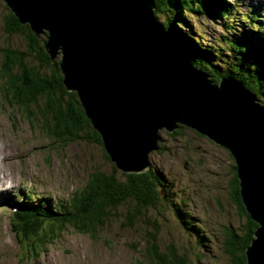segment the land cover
Segmentation results:
<instances>
[{
  "label": "rangeland",
  "instance_id": "1",
  "mask_svg": "<svg viewBox=\"0 0 264 264\" xmlns=\"http://www.w3.org/2000/svg\"><path fill=\"white\" fill-rule=\"evenodd\" d=\"M227 1L234 6L232 12L236 19L255 13L260 17L264 15V0ZM155 6L154 16L169 34L166 27L169 13H164V8L157 6L156 1ZM9 11L5 2L0 0V72L4 63L2 49L9 45L21 51L27 49L23 36L6 32L5 18ZM238 21L242 24L241 19ZM187 22L189 28L177 26L201 49L213 47L214 44L217 49H227L226 38L241 44L246 41L244 35H249L246 32H242L241 36L230 34L220 21H212L203 14L188 15ZM257 23L258 20L253 22L255 25ZM244 24H249V21ZM195 34L202 37V45L195 39ZM173 44L181 59L197 70L208 73L209 79L220 81V78L230 76L225 74L215 78L207 70L197 68ZM185 46H189L188 49L195 47L191 43ZM224 64L220 63L222 71L230 68ZM243 86L255 94L245 84ZM258 101L264 106L262 97H258ZM22 114L20 108L7 106L0 95V264H151L146 256L148 250L145 241L154 234L159 250L173 249L184 257L187 264H235L237 258L244 256V249L247 248L243 249L244 241L249 236L251 240L255 238L252 234L257 228L253 225L257 226L258 223L254 221L251 225L248 214L243 213L232 198L233 166L236 168V162L229 150L190 127L178 124L173 131L168 132L165 128L159 130V149L150 152V165L144 171L152 168L162 181L159 190L164 199L160 204L154 209L141 208L136 211L134 203L129 201L110 211L104 228L95 235L68 228L60 240L47 248V252L28 255L26 240L14 232L10 221L21 198H24L22 205L27 211L31 201L39 200L34 198L35 194L50 196L54 204L68 201L85 188L93 172H110L114 163L106 158L102 140V145L86 141L64 145L42 131L43 121L40 126L37 123L32 125ZM236 176L238 179L237 173ZM15 195L19 201L13 200ZM172 202L185 213L176 214ZM36 203H31L33 207L30 205L29 209L33 216L34 208L42 207ZM19 214L17 207L14 216L19 217ZM251 228L254 231L251 232ZM230 242L236 246H230Z\"/></svg>",
  "mask_w": 264,
  "mask_h": 264
},
{
  "label": "water",
  "instance_id": "2",
  "mask_svg": "<svg viewBox=\"0 0 264 264\" xmlns=\"http://www.w3.org/2000/svg\"><path fill=\"white\" fill-rule=\"evenodd\" d=\"M21 24L61 56L75 91L115 167L142 173L158 132L184 124L229 150L242 205L259 227L246 264H264V106L233 77L208 81L181 59L154 16V0H3Z\"/></svg>",
  "mask_w": 264,
  "mask_h": 264
},
{
  "label": "trees",
  "instance_id": "3",
  "mask_svg": "<svg viewBox=\"0 0 264 264\" xmlns=\"http://www.w3.org/2000/svg\"><path fill=\"white\" fill-rule=\"evenodd\" d=\"M155 1L157 6L164 8V13H169L166 27L171 39L178 46L180 54H184L197 68L207 70L206 72L214 75L215 78L230 74L258 97L264 99V22L253 24L256 13L238 18L242 21V24H239L232 12L234 6L229 5L227 0ZM191 14H203L210 17L212 21H220L224 29L236 36H241L242 32L249 33V35L245 36L243 33L247 38L241 44L237 40L226 38L227 49L221 47L217 49L216 44L213 47L201 49L194 40L182 34L183 31L177 26L178 24L189 28L187 17ZM261 16V21H264V15L261 14ZM5 20L6 32L9 35L23 36L27 42V49L21 51L9 45L1 51L4 54V63L0 72L2 83L0 95L3 102L10 108H20L22 115L32 125L37 123V126H40V122L43 121L42 131L48 137L55 138L64 145L75 141L102 145L99 134L87 117L77 93L69 92L64 87L63 75L59 66L61 58L57 56L53 61L45 51L43 44L45 36L35 35L29 25L21 24L11 11ZM248 20L251 25H243ZM195 37L200 43L202 42L200 35L195 34ZM189 43L195 47L188 49L189 46L185 45ZM220 63L228 64L230 68L222 71ZM105 156L109 159L107 154ZM235 169L233 166L232 198L238 208L247 214L242 206ZM160 183H162L161 179L152 168L144 173L129 174L119 172L113 165L110 172L101 170L93 172L85 188L75 193L68 201L54 204V200L46 196L38 204L36 203L38 201L30 197L34 200L31 203H36L38 207L44 205L40 208L41 210L34 208V216L24 212V205H22L24 198H21L18 205L19 218L12 215L11 225L14 232L26 240L24 243L29 251L28 255L36 256L47 252V248L60 240L61 235L68 228L83 234L95 235L99 229L104 228L106 217L111 214L110 211L117 210L129 201L134 203L136 211L141 208L154 209L164 199L159 190L162 185ZM171 205L175 208L176 214L185 213L178 206H176L179 209L177 210L175 203L172 202ZM31 206L29 204V212H32L29 210ZM247 219L252 225L254 221L249 216ZM253 227L257 228L258 225L254 224ZM252 231L254 230L251 228ZM239 238L243 237L239 236ZM248 238L242 245L243 249L250 243L251 236ZM145 243L148 250L146 256L152 262L151 264H187L184 257L179 256L176 251L170 249L171 247L168 251L159 250L155 234ZM229 245L234 246L235 244L230 242ZM231 248L230 251L233 249ZM35 259L33 258V261H36ZM237 259L235 264H245V256Z\"/></svg>",
  "mask_w": 264,
  "mask_h": 264
},
{
  "label": "bare ground",
  "instance_id": "4",
  "mask_svg": "<svg viewBox=\"0 0 264 264\" xmlns=\"http://www.w3.org/2000/svg\"><path fill=\"white\" fill-rule=\"evenodd\" d=\"M228 4H229V2H228ZM245 16H247V15H243V17H245ZM254 17H255V20H258L259 21V23H262L263 21H261V19H262V17H260V15L259 14H255L254 15ZM250 18V17H249ZM249 21V20H248ZM247 21V22H248ZM249 24L251 25V22H249ZM208 76H209V74H208ZM229 77H233V76H229ZM233 78H235V77H233ZM207 80L208 81H211V79H209V78H207ZM214 82H215V80H213ZM219 81H217V82H215V83H218ZM107 154V153H106ZM231 154V153H230ZM108 155V154H107ZM232 155V154H231ZM233 157V156H232ZM118 169V168H117ZM119 171H121L120 169H118ZM122 172H124V171H122ZM125 173V172H124ZM127 173V172H126ZM11 182V181H10ZM9 182V183H10ZM9 189V188H8ZM19 190H23V189H19ZM19 190H16V191H19ZM5 193H7L6 191H5ZM33 193V192H32ZM33 194H35V193H33ZM16 197H12L13 198V200L15 201V199H17V201H19L20 199L17 197V195H15ZM34 196V198L36 199V198H38L39 200L38 201H41L42 199H45V197L42 195V196H40V195H33ZM30 205H31V203H30ZM17 207L18 206H15V209L13 210V212H12V215L14 216V214L16 213L17 214ZM43 207V206H42ZM36 208V207H35ZM19 209V208H18ZM24 212L26 213V214H29V215H32V214H30V212L29 211H27V209H24ZM11 215V216H12ZM14 217H16V218H19V217H17V216H14ZM22 217V216H21ZM24 218V217H23ZM19 221V220H18ZM254 221V220H253ZM16 223V222H15ZM258 227H259V225H258ZM257 227V228H258Z\"/></svg>",
  "mask_w": 264,
  "mask_h": 264
}]
</instances>
